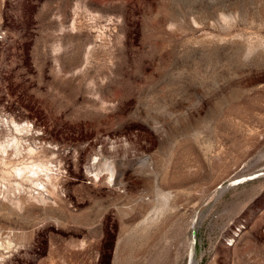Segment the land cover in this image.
Returning a JSON list of instances; mask_svg holds the SVG:
<instances>
[{
  "label": "rangeland",
  "instance_id": "obj_1",
  "mask_svg": "<svg viewBox=\"0 0 264 264\" xmlns=\"http://www.w3.org/2000/svg\"><path fill=\"white\" fill-rule=\"evenodd\" d=\"M0 264H264V0H0Z\"/></svg>",
  "mask_w": 264,
  "mask_h": 264
},
{
  "label": "bare ground",
  "instance_id": "obj_2",
  "mask_svg": "<svg viewBox=\"0 0 264 264\" xmlns=\"http://www.w3.org/2000/svg\"><path fill=\"white\" fill-rule=\"evenodd\" d=\"M31 171V170H30ZM34 172V171H33ZM24 177H26V176H24ZM29 177V176H28ZM31 178V177H30ZM24 179H27V178H24ZM29 181V180H28Z\"/></svg>",
  "mask_w": 264,
  "mask_h": 264
}]
</instances>
